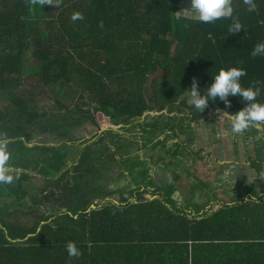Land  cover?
<instances>
[{
	"label": "trees",
	"instance_id": "trees-1",
	"mask_svg": "<svg viewBox=\"0 0 264 264\" xmlns=\"http://www.w3.org/2000/svg\"><path fill=\"white\" fill-rule=\"evenodd\" d=\"M179 2L44 0L40 5L33 0H0V95L8 99L0 108V144H6L8 157L2 167L22 171L16 175V185L0 182V188L14 193L19 188L41 190L48 203L62 205L69 212L43 225L41 231L39 223L29 227L27 234L70 236L74 242L72 236H106L122 228L127 218L121 206L108 203L103 209H93V205L116 193L124 196L123 189L156 187L151 170L137 153L142 150L140 141L147 139L155 144L154 149L163 144L165 149L166 142L159 136L168 133V138L176 140L174 153L178 155L196 140L192 124L206 120L209 113L229 115L243 107L237 96L230 97L231 107L217 99L204 112L196 111L185 95L193 78L203 91L221 67L239 66L247 72L241 78L244 86L255 81L264 85V56L251 55L254 46L264 41V0H256V12H248L243 0H232L245 27L236 34L228 33L230 20L226 19L202 23L181 16L177 20ZM76 12L83 15L82 20L72 19ZM28 81L43 100L23 96ZM63 85L80 95L72 105L62 102ZM45 95L54 102L49 108ZM257 99L264 101V89ZM152 112L162 115L154 114L151 120ZM162 119L167 123L161 124ZM84 124L93 125L97 132L89 140L72 143L71 131ZM107 127L110 130L101 132ZM136 128L141 130L139 137H123ZM33 130L39 134L57 131L59 138L71 143L33 145ZM247 130L258 132L256 125ZM113 133L119 136L118 142L111 141ZM124 141L130 145L123 146ZM256 162L261 168L264 159L258 157ZM167 166L172 171V164ZM38 175L44 177V185L32 187ZM112 184H116V193L108 191ZM165 185L170 194L175 192V185ZM27 195V191L17 193L21 200ZM151 206L136 207L150 211ZM167 213L161 210L162 215ZM52 217L40 218L48 221ZM0 222L10 231L15 229ZM68 242L64 239L62 243Z\"/></svg>",
	"mask_w": 264,
	"mask_h": 264
},
{
	"label": "crops",
	"instance_id": "crops-1",
	"mask_svg": "<svg viewBox=\"0 0 264 264\" xmlns=\"http://www.w3.org/2000/svg\"><path fill=\"white\" fill-rule=\"evenodd\" d=\"M240 157V170L230 166L213 181L211 175H204L208 162L193 155L186 161L187 169L196 170L207 182L191 179L193 175L184 168L169 171L167 165L153 163L160 164L159 169L166 170L162 173L176 182L178 178L185 181L187 186H176L173 194L165 184L128 192L123 189L124 196L116 193V187L110 188L117 195L97 201L93 209L115 203L127 221L106 236H72L79 257H69L67 243H62L64 239L70 242V236L27 234L29 227L39 223L41 231V225L69 213L66 207L48 203L46 193L35 188H19L17 193L28 192L22 200L17 193L0 188V221L15 228L10 231L0 222V264H264V162L260 168L256 156ZM235 160L233 156L231 161ZM183 173H189L190 179ZM147 203L152 205L150 211L136 207ZM243 205L249 207L241 208ZM162 209L169 213L162 215ZM43 215L53 217L44 221ZM147 218L149 222H145Z\"/></svg>",
	"mask_w": 264,
	"mask_h": 264
},
{
	"label": "rangeland",
	"instance_id": "rangeland-1",
	"mask_svg": "<svg viewBox=\"0 0 264 264\" xmlns=\"http://www.w3.org/2000/svg\"><path fill=\"white\" fill-rule=\"evenodd\" d=\"M189 7H191V0H180L179 5L177 6L178 14L180 16H184L183 12H179V11H183V10L187 11L186 9ZM189 18L196 19L194 16H190ZM30 83L31 82L28 81L27 84L23 86V91L25 94L23 96H28V99L30 100L33 97L32 95H34L35 100L37 101L43 100L44 99L43 95L39 94L38 92L36 93L33 92L35 90L32 91V88L30 87ZM62 90H63L62 93L64 94L62 98V102L68 105H72V103L77 101L80 97V95L77 94L75 90L67 86L65 87L63 85ZM149 97L153 99V91H149ZM45 98L47 99L46 101L47 106L46 104L45 106L48 108L51 107L53 105L52 103L54 102L49 101L47 95H45ZM7 101H8L7 97L1 94L0 95V108H4ZM187 113L189 114L190 112H187ZM180 115H185V114L180 113ZM154 116L155 115L152 114L150 116V119L152 120L151 117H154ZM182 120L185 121L186 123V117ZM87 122L88 121H85V123ZM41 123H44V119H41ZM160 123L164 125V123H167V119H162ZM256 126L258 129V132L250 133L249 130H246L240 134L233 135L231 134V131H230L228 115L222 112L209 113L207 115L206 120L202 121L201 123L197 125L192 124L193 132L191 133L195 135L196 140L192 142L190 145L187 144L186 146L188 148L187 150H181V153L176 155L174 153L176 150L174 146V139L168 138L167 140L168 148H165L164 150L159 149L162 146L164 147V145L161 144V146H159L158 148L159 150L157 149L154 151L152 149H154L155 144H150L148 140L145 139V141L147 142L146 145H150L149 148H152V149L147 150L145 153L148 154V157H151L154 160V163L161 161V163H166V165H169L173 161V163L178 165V168H180L181 170L183 168H187L186 161L190 162L191 157H193V155H189L187 151L192 150L193 152L201 155V158L198 160H203L205 161V163L208 162L209 168L206 169L205 175H211L210 179L213 181H216L217 178L220 179V176L222 175L223 171H229L228 168H230V166H237V171L241 169L240 166L243 163V158L240 157L241 155L250 154L252 156L253 155L256 156L257 158L260 157L261 160L263 159L264 157V129L263 128L264 127L262 128L260 124ZM131 131L127 132L126 134L124 133V131H122V133H124L122 134L123 137L125 139H129L130 135L133 138H137L140 136V133H138V132H141L140 128H136V130H134L133 132ZM96 132H97V129H95L94 126L91 124L90 125L89 124L76 125L75 129L71 131L70 133V138L72 140V143L78 144V143H82L85 140L91 139L93 137V134ZM58 135L59 133L57 131L46 133V134L44 133L39 134V130H33V133H32L33 140L30 143L33 145L35 144H40V145H45V144L62 145L63 144L64 145L65 143H71L67 138L61 139L58 137ZM165 137H168V133H166V135L159 136V138L161 139H165ZM110 139H112L111 141L117 140V142L120 140L119 136H117L115 133L110 135ZM130 141H124L123 146L130 145ZM170 148L173 149L172 152L169 151ZM13 149L15 148L13 147L12 150ZM200 149H202V152L198 153ZM75 154H76V150L74 149V155ZM233 156H236V160L232 162L231 160L233 159ZM226 161H231V162H226ZM159 165L157 164L154 165V168L156 169L155 178L157 179L158 186L164 185L166 183H171V182L173 185L178 186V187L187 186L183 179L176 182L175 180L170 178L171 177L170 175L166 173L163 174L166 170L164 171V170L159 169ZM204 165L207 166L206 164ZM262 169L261 170L263 171L262 173L264 175L263 165H262ZM65 171H67V169ZM20 173H22L21 170H17V171L10 170L9 175L13 177L12 181L10 182L11 185H16V175L19 177ZM189 173L193 175V178L191 179L200 178L195 173H193V171H190ZM189 173H183L184 178L190 179L188 177ZM43 178H44L43 176L38 175L37 177L38 180L31 182L32 187H35V185L37 187L43 186L44 185ZM199 180L203 182L204 179L200 178ZM123 185L125 184L123 183ZM110 187L114 188L116 187V184H112L110 185Z\"/></svg>",
	"mask_w": 264,
	"mask_h": 264
},
{
	"label": "clouds",
	"instance_id": "clouds-1",
	"mask_svg": "<svg viewBox=\"0 0 264 264\" xmlns=\"http://www.w3.org/2000/svg\"><path fill=\"white\" fill-rule=\"evenodd\" d=\"M33 3L43 5L44 0H33ZM248 12L257 11L256 0H243ZM183 12L185 17L194 16L199 22L214 23L221 19L230 20L227 27L229 34H236L245 28L239 15L235 14L232 0H191V7ZM72 19L82 20L83 15L79 12L73 14ZM176 19H181L178 14ZM251 55L253 57L264 56V41L257 43ZM247 75L246 69L239 66L221 67L215 75H212V82L202 91L197 78H193L191 87L186 90L187 102L198 112L202 113L208 107L210 101L223 102L225 107H231L230 97H239L243 107L238 111L227 113L231 134L237 135L253 125L264 124V101L258 100L264 85L255 81L248 86L242 84V77ZM6 144H0V182L10 183L11 175L5 174L2 167L7 160ZM43 225H41L42 227ZM66 249L69 257H79L81 252L75 242H68Z\"/></svg>",
	"mask_w": 264,
	"mask_h": 264
},
{
	"label": "flooded vegetation",
	"instance_id": "flooded-vegetation-1",
	"mask_svg": "<svg viewBox=\"0 0 264 264\" xmlns=\"http://www.w3.org/2000/svg\"><path fill=\"white\" fill-rule=\"evenodd\" d=\"M153 113V112H152ZM156 113V115L157 114H161V113H159V112H155ZM161 135H164V133H161ZM173 139V138H172ZM161 140H165V142H166V145H167V148H168V144H167V140H168V137H165V139H161ZM147 144V142L145 141V139L143 138V140H141L140 141V143H139V145L142 147V150H140L139 152H137L138 153V155H140V158H141V160H143V162H145L146 163V168H148V169H150L151 170V172H150V175H151V177L155 180V183H156V187L158 186V182H157V179L155 178V173H154V169H153V163H154V161L152 160V158L151 157H148V154L147 153H145L147 150H149V149H152V148H149L150 147V145H148L147 147H145V145ZM31 145V144H30ZM50 145V144H49ZM174 145H176V140H174ZM159 148V147H158ZM158 148H156V149H152V150H157ZM175 148H176V146H175ZM159 149H163L164 150V147L162 146V147H160ZM158 149V150H159ZM177 149V148H176ZM188 148H184V149H182V150H187ZM172 148H170L169 149V151L170 152H172ZM176 151V150H175ZM189 151H192V150H189ZM189 151H187V153H190ZM189 155H193V154H189ZM159 163H161V161L159 162ZM170 164H172V166H171V168L170 169H174V168H178V165H176L175 163H173V161L170 163ZM162 165H164V166H166V163H162ZM167 169H169L168 168V166H167ZM185 169V168H184ZM205 175V174H204ZM206 182H207V179H204Z\"/></svg>",
	"mask_w": 264,
	"mask_h": 264
},
{
	"label": "water",
	"instance_id": "water-1",
	"mask_svg": "<svg viewBox=\"0 0 264 264\" xmlns=\"http://www.w3.org/2000/svg\"><path fill=\"white\" fill-rule=\"evenodd\" d=\"M152 114H156L155 112H153ZM110 130V128H103L101 132H105V131H108Z\"/></svg>",
	"mask_w": 264,
	"mask_h": 264
},
{
	"label": "bare ground",
	"instance_id": "bare-ground-1",
	"mask_svg": "<svg viewBox=\"0 0 264 264\" xmlns=\"http://www.w3.org/2000/svg\"><path fill=\"white\" fill-rule=\"evenodd\" d=\"M107 128H109V127H107Z\"/></svg>",
	"mask_w": 264,
	"mask_h": 264
}]
</instances>
